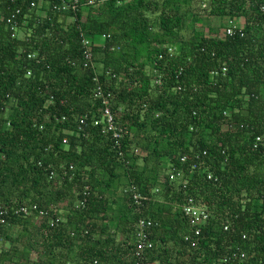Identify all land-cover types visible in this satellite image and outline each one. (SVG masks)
Instances as JSON below:
<instances>
[{
  "label": "trees",
  "instance_id": "16d2710c",
  "mask_svg": "<svg viewBox=\"0 0 264 264\" xmlns=\"http://www.w3.org/2000/svg\"><path fill=\"white\" fill-rule=\"evenodd\" d=\"M31 1L0 0V206L48 211L0 222L14 242L0 264H135L141 219L152 223L147 264L241 253L264 264V0H205L220 20L206 29L198 0H109L76 16ZM9 7L22 8L21 38L6 26ZM97 87L121 149L94 125ZM190 199L209 214L198 236Z\"/></svg>",
  "mask_w": 264,
  "mask_h": 264
},
{
  "label": "built area",
  "instance_id": "2783aa9c",
  "mask_svg": "<svg viewBox=\"0 0 264 264\" xmlns=\"http://www.w3.org/2000/svg\"><path fill=\"white\" fill-rule=\"evenodd\" d=\"M109 0H87L85 3H81L79 0H38V1H31L29 5V10L38 9L41 10L43 6H47V9L53 13V14H70L72 13L73 16H76V13L80 7V5L87 7V6H99L103 5L104 3L108 2ZM12 2H15V0H12ZM9 15L5 19L6 26L11 34L12 38H21L22 33V25L20 23L19 17L22 15V8H16L13 9L12 7H9ZM27 15H24V18H26ZM238 28L237 25L231 23V25L228 27V33H232L234 29ZM82 43L84 46V56L86 59V62L84 66H89V63L91 66H93L92 62V52L89 48L90 46V39L83 38ZM170 52H173L172 49H169ZM95 81H98L97 76L95 75L93 78ZM158 84H160V81H157ZM108 96H105L103 93V90L101 87H97L96 89V96L103 98V105L104 108L102 110L101 118L94 121V125H105V131L111 132L113 137V142L117 149H121V141L120 139L123 137L122 130L115 124L112 112L109 108V94ZM88 117H82L80 120H78V131L84 130V125H86V119ZM261 139L258 138L257 141H260ZM66 142V140H64ZM121 154V153H120ZM181 176L180 172L178 173H171L170 174V180L178 179ZM212 176H209V179H211ZM53 178V173L50 175V179ZM72 176L70 177V179ZM88 188H86V192L84 193L87 195ZM131 193L133 194V199L136 202V204H141L142 199L141 196L133 189H131ZM86 199V198H85ZM49 209L55 210L54 206H51ZM48 210L40 208L37 204H33L31 207L23 205L17 208H5L0 206V222L3 224L6 221L7 216H29L31 213H39L41 216H44L47 214ZM183 211L187 217L190 218L191 224L195 228V236L200 235L201 227L203 224H205L209 218V214L200 208L199 206L193 204L192 199L189 200V203L184 206ZM60 219H51L50 220V226L56 227L60 224ZM152 223L151 221H146L145 219H141L137 223V233H136V248L134 251L136 262L135 264H147L146 263V257L147 252L153 248V242L150 240L149 237V229L151 228ZM226 229V228H225ZM195 242V241H193ZM192 246H196V243H192ZM235 259L237 264H245L246 261V254L241 253L239 256L233 255L226 257L225 259L221 260L218 264H228V260Z\"/></svg>",
  "mask_w": 264,
  "mask_h": 264
},
{
  "label": "rangeland",
  "instance_id": "374dc122",
  "mask_svg": "<svg viewBox=\"0 0 264 264\" xmlns=\"http://www.w3.org/2000/svg\"><path fill=\"white\" fill-rule=\"evenodd\" d=\"M198 3L197 4H194V12L196 14V19H198L196 21L197 23V28L198 29H206L207 27H217L219 26L220 24V20L218 18H212L211 15H209V7H208V3L205 1V0H201V5H199L200 3V0L197 1ZM207 7H206V5ZM192 21L191 20H188L187 21V24H191ZM174 53L175 52V49L173 48L172 49ZM18 232H19V229H15V230H12L11 233H10V236L12 237V239H14L15 237L18 236ZM12 241H8V240H5L4 238H0V251L1 250H6V249H9L12 245ZM32 260H36V257L35 255L32 256Z\"/></svg>",
  "mask_w": 264,
  "mask_h": 264
}]
</instances>
